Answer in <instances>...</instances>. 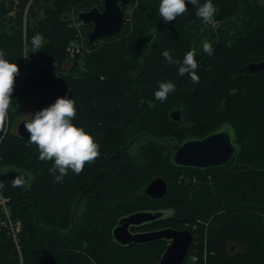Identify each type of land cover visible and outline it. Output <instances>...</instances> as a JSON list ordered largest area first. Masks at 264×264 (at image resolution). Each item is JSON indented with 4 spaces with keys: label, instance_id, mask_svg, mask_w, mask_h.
<instances>
[{
    "label": "trees",
    "instance_id": "1",
    "mask_svg": "<svg viewBox=\"0 0 264 264\" xmlns=\"http://www.w3.org/2000/svg\"><path fill=\"white\" fill-rule=\"evenodd\" d=\"M203 2L187 3L185 13L164 22L160 0H137L131 23L124 21L101 45L102 39L88 43L91 25H81L90 49L70 57L66 48L76 39L70 10L102 9L101 0H0V48L19 67L0 126V172L12 168L29 178L0 183L21 222V255L0 231V264H156L165 240L121 246L113 239L119 219L137 211L165 216L132 232L171 227L193 233L183 264H264V70L245 67L264 57V0H213L214 19L223 26L195 36L204 23L196 15ZM37 32L47 40L39 49L31 42ZM203 33L213 55L203 50ZM192 48L197 82L162 56L168 49L182 62ZM161 80L176 84L163 102L154 95ZM57 94L75 98L73 122L100 144L98 157L79 174L69 169L61 182L54 180L53 160H40L38 146L12 129L24 101L36 102L32 115ZM173 109L181 122L170 118ZM226 122L235 130L236 148L228 164H173L176 145L224 129ZM156 177L167 183L160 199L144 194ZM197 219L207 223L206 235L191 227Z\"/></svg>",
    "mask_w": 264,
    "mask_h": 264
},
{
    "label": "clouds",
    "instance_id": "2",
    "mask_svg": "<svg viewBox=\"0 0 264 264\" xmlns=\"http://www.w3.org/2000/svg\"><path fill=\"white\" fill-rule=\"evenodd\" d=\"M187 3H198V0H160L159 13L164 22L173 21L179 14L185 13ZM217 12V7L213 0H204L196 10V15L202 18L203 22H211ZM32 46L39 49L46 43V37L37 32L31 38ZM203 50L208 55L214 54L211 42L203 43ZM196 49L188 50L182 62L175 59L171 50L165 49L162 56L173 64H179L178 73L183 75L188 73L194 82L199 80V75L195 71L198 68L196 59ZM7 53L0 48V126H2L8 116L10 102L13 99V85L15 77L19 73L16 61L6 58ZM159 87L156 89L155 97L163 102L168 94L175 90L176 84L172 80L157 81ZM175 110V109H174ZM76 100L67 95L58 97L47 107H44L31 115V119L24 122L26 130L30 133V141L35 143L39 149L40 160H53L51 171L56 182L63 181L69 169L79 174L85 162H92L100 154V144L95 136L86 131L82 125L73 122L76 116ZM225 134H234V128L229 123L224 125ZM16 183H20L19 180ZM2 186V185H0Z\"/></svg>",
    "mask_w": 264,
    "mask_h": 264
},
{
    "label": "water",
    "instance_id": "3",
    "mask_svg": "<svg viewBox=\"0 0 264 264\" xmlns=\"http://www.w3.org/2000/svg\"><path fill=\"white\" fill-rule=\"evenodd\" d=\"M130 0H103L102 9L93 6L87 11L77 14V19L83 25H91V30L87 36L88 43H94L99 39L116 35L123 27L124 14L123 7ZM249 71L264 70L263 60L257 63L247 64ZM60 94L52 98L54 102ZM170 118L175 122H181V114L178 109L170 112ZM17 126V133L22 138L28 139L30 133L26 130L24 122ZM145 138L141 135L135 141ZM130 141L128 147H130ZM236 148L231 135L225 134L224 129L217 130L202 138L187 139L176 145L171 155L173 164L194 169H207L221 167L228 164L235 155ZM28 176L16 169H6L0 172V183L26 184ZM167 192V183L161 177L151 180L144 188V193L152 199H160ZM79 198V201L80 202ZM164 217L162 211H137L119 219L117 225L112 230L113 239L121 246L130 244H148L154 241L165 240L166 247L156 264H183L186 254L193 242L194 235L190 230H179L166 227L158 230L145 232H132L130 227H138L143 224L153 222Z\"/></svg>",
    "mask_w": 264,
    "mask_h": 264
},
{
    "label": "rangeland",
    "instance_id": "4",
    "mask_svg": "<svg viewBox=\"0 0 264 264\" xmlns=\"http://www.w3.org/2000/svg\"><path fill=\"white\" fill-rule=\"evenodd\" d=\"M101 1L103 2V0H101ZM136 3H137V0H130L129 3L125 7V11L123 13L124 14V20L127 21L129 24L132 21V11H133L134 7L136 6ZM81 11H83V10H81L79 6H75V7H72V9L69 12V23H70L69 25L76 30V39L74 41H71L69 44L78 43L79 39H81L82 41L85 42V32H84L85 30L83 29V27H81V25L77 24L78 21H77V17H76L77 13L81 12ZM84 11H87V10H84ZM221 23H222L221 21L215 20V19H213L211 22H204L202 26L197 27V30L195 31V36H197L198 34H201L202 32H206V31H212L213 33L216 34L218 32V30L220 29V27L223 26V24H221ZM205 37H206V34L203 33L202 38H201V41L203 43L205 41H208V38H205ZM104 42H105L104 39H102V40H99V42H97V44L101 45ZM89 49L90 48L88 47L84 51H88ZM70 64L71 63L69 61H67L65 66L68 67ZM35 105H36V102H34V101H24L22 103V108L19 111V114H18L17 118L15 119V122L13 123V126H12V129L14 131H17V126L21 121L27 120L30 118L32 110L35 107ZM139 144H135L132 149L134 150ZM199 181H200L199 179L197 180L196 178H193L191 182H192V184L196 185L199 183ZM0 196L9 198V202H11L10 197L4 195L1 191H0ZM207 226H208L207 223L200 220V219H197L195 221V224L191 225V227H193V229L199 228L203 232V234L205 232V235L207 232ZM205 235L203 237V242H204V249H203L204 258H203V260L204 261H205V251H206V247H207V245L205 243ZM235 249L236 248H234V250ZM196 251L197 250L194 249L191 253V260H190L191 262H194L197 259ZM119 254H121V253L119 252L118 256H119Z\"/></svg>",
    "mask_w": 264,
    "mask_h": 264
},
{
    "label": "built area",
    "instance_id": "5",
    "mask_svg": "<svg viewBox=\"0 0 264 264\" xmlns=\"http://www.w3.org/2000/svg\"><path fill=\"white\" fill-rule=\"evenodd\" d=\"M77 17V16H76ZM78 21V19H77ZM78 25H82L78 21ZM81 42V43H80ZM85 42L79 39L78 43H71L67 48V54L70 57H74V54L80 52L85 47ZM0 231L6 233L14 242L16 247V253L20 254V245H19V234L21 232V222L14 218L13 208L9 198L0 196Z\"/></svg>",
    "mask_w": 264,
    "mask_h": 264
},
{
    "label": "flooded vegetation",
    "instance_id": "6",
    "mask_svg": "<svg viewBox=\"0 0 264 264\" xmlns=\"http://www.w3.org/2000/svg\"><path fill=\"white\" fill-rule=\"evenodd\" d=\"M99 172H101V171H99ZM99 172H98V173H99ZM98 173H97V174H98ZM92 185H94V184H93V181H92ZM88 189H90V188H88ZM93 189H95V187H93ZM144 194H145V193H144ZM164 216H165V213H164ZM130 229H131V227H130ZM131 231H132V230H131ZM142 232H145V231H142Z\"/></svg>",
    "mask_w": 264,
    "mask_h": 264
}]
</instances>
